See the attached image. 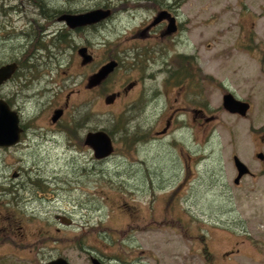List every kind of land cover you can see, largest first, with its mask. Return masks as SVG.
Returning <instances> with one entry per match:
<instances>
[{"label":"rangeland","instance_id":"rangeland-1","mask_svg":"<svg viewBox=\"0 0 264 264\" xmlns=\"http://www.w3.org/2000/svg\"><path fill=\"white\" fill-rule=\"evenodd\" d=\"M33 1L0 0V65L20 58L25 67L34 60L42 66L34 75L24 74L26 80L20 71L3 91L21 119L41 129L50 125L51 106L72 84L64 80L76 73L79 61L73 39L67 38L65 50L36 47L39 37L49 43L64 25L44 14L105 3L126 7L102 23L95 46L100 64L111 57L119 61L100 88L98 105L99 128L118 131L116 149L97 160L87 146L69 145L65 133L58 141L33 139L18 150L0 148V264H47L59 257L92 264L91 256L104 264H264V160L257 156L264 153V0H168L175 2L182 28L163 42L141 35L160 10L141 8L145 2L44 0L37 8ZM150 40L161 41L163 59L179 52L197 58L198 72L207 79L195 84L208 101L205 114L194 119L190 111H174L186 104V88L166 90L145 103L160 88L153 79L107 105V94L141 75L130 66L132 48L143 52ZM51 64L53 78L45 74ZM227 92L250 102L246 116L223 107ZM171 116L168 132L158 135ZM119 120L126 121L128 134L117 129ZM235 155L254 174L238 185ZM4 189L15 190L16 199Z\"/></svg>","mask_w":264,"mask_h":264},{"label":"flooded vegetation","instance_id":"flooded-vegetation-1","mask_svg":"<svg viewBox=\"0 0 264 264\" xmlns=\"http://www.w3.org/2000/svg\"><path fill=\"white\" fill-rule=\"evenodd\" d=\"M135 1L145 2L143 4H140L141 8L143 7L146 8L145 6H147V8L152 7V9L157 8V7L160 8V10L156 11V13L152 16L150 22H148L143 27L142 33H141L143 38L148 37L147 39H150L154 36H157V38H160V39L161 38L169 39L171 37H175L180 32L182 27L179 21V17L173 11L175 2H170V1L168 2V0H164L165 3L161 0H135ZM97 8L110 9L111 14L107 18L102 19L101 21H97L95 23H90V24H85V25L78 26V27H70L66 22L60 21L58 18L61 14L57 16L55 19L59 22L64 23V25L61 27L62 30L58 31L60 32L61 38L63 40L62 46H64V50L66 49V46H68L67 38H68V41H70V39H73V42L71 43L72 45L70 46H72V50L74 49L73 54L75 52V56L79 58V61H78V68H77L78 70L76 71V73L75 74L71 73L70 75H68L69 78L65 77L64 81L66 82H64V84L69 82L65 86L69 85L71 82L72 84L66 87L67 90L63 89L64 95H63L62 100L58 102V104H53L51 106L50 113L51 112L52 113H51V116L48 118V123H50V125H46L44 129H41L39 126L34 127L32 122H28L25 120L23 121L21 119L20 112L15 108V104L12 102L11 98L4 95L3 93L6 85L15 78V76L18 74L22 66V63L19 60L20 58L12 59L0 65L2 66L10 62H16L18 64V68L15 74L11 78L6 80L3 84L0 85V98L5 99L7 103L10 105V107L14 109L15 111H17L20 116L19 125L22 129L21 139L18 143L13 145V147L17 148V150L19 149L18 147L25 140L29 141V145L33 144L32 143L33 139L35 141L38 139H43L45 140V143H47L46 140L55 139V141H58L56 137L61 136L65 133L67 135V139H69L70 141L68 142L69 145H75L76 148L79 150L87 146L89 149L92 150L93 155H94L93 149L90 146L85 144L86 136L90 132H95V131L100 130L99 124H98V113H99L98 105H99V99H100L99 91H100V88L105 87V84L107 83V81L111 78L113 73L119 67V61L115 57H111L107 59L103 64H100L97 52L95 51V46L98 45V40L96 39V37L98 38L97 33L99 32V29L101 28L100 26L102 25V23L105 22L106 20H109L113 16L114 13L116 14L118 10L125 9L126 7L123 6L121 8L116 9V8H111V7L109 8V6L104 7L103 5L101 7L91 8V9H87L83 11H76V12L67 11V13L79 14V13H85L87 11L97 9ZM162 11H168L171 14V16L164 17L160 21L155 22L157 16ZM47 15H48V18L51 19L50 15L49 14ZM171 17H175V22H176L175 31L173 32H170L171 30H169ZM37 27H38L37 25H34L33 30L35 31ZM43 27H46V26H43ZM34 31H32V33H34ZM51 31L52 30H47V35L52 33ZM161 41L150 40L149 41L150 43L146 45L147 50L143 52L141 51L134 52V48H132L133 54L135 55V61L132 63L130 62V66L131 68H133V70H135L136 68H140L142 73L139 76V78L133 79L132 81L128 82V84L124 85L122 90H116V91H113L107 94V96H105L104 98L105 102L107 103L108 106H114L116 102L119 100V98H121L123 95L128 96L137 87L141 88L140 86L142 85V83L144 84L146 80L153 79V80L160 81V88H158V85L156 88H153L154 93L149 95V98H147L149 101L145 103H149L152 100L161 98L164 91L166 90L176 89L178 90V92H181L183 89L186 88L185 90V92L187 93L186 104L182 105L181 108L175 109L174 111L177 112V111H180L181 109L184 110V112L190 111L194 114V119L196 118L197 114L198 115L205 114V110L209 104H208V101L206 100V96L205 97L203 96L204 95L203 90L202 89L197 90V88H195V84H197V82L199 81L200 82L203 81V83L204 82L206 83L207 79L204 73L202 75L201 73L199 74L198 72L200 69L199 68L197 69V66L195 65L197 58H195L192 54L179 52L177 53V56L175 57H166L165 59H163L164 57L161 58V55H160L161 49L163 47L160 48L158 46V44L161 43ZM84 48H86L84 52L85 55L81 53L80 51L81 49H84ZM49 60H51L50 62H52V59L50 57H49ZM110 61L117 62V65L115 66L113 71H111L100 82L99 81L95 82L96 75H98L100 69ZM47 64H50V63H44L42 65H47ZM41 67L42 66H36L35 71L36 70L41 71ZM152 67H153V70H151L152 71L151 72L150 69ZM52 69H53V66L51 64L50 69H48L47 73H45L46 75H49L51 78L54 77L51 74ZM159 76H163V78L160 79L158 78ZM39 77H43L41 72L38 74L37 79ZM75 77H77L76 81H74ZM56 84L61 85L60 82L58 81H56ZM77 84L79 85V88H75V85ZM146 88L142 90L143 92L142 98L144 96V91L146 90ZM57 93L59 95L60 92L58 91ZM13 96L15 97L14 93H13ZM201 97L203 98V101L201 100ZM196 98H199L202 102L196 104L197 102ZM177 101H178V98H177ZM243 101H246V100H243ZM248 103L250 104V102ZM250 107H251V104H250ZM59 109L62 110V114L58 119L54 120L53 118L55 115V111ZM68 116L69 118L71 117V120L66 122L65 119L68 118ZM173 118L174 116H171L170 119L167 120L166 128H164L163 131H159L158 135L166 134L168 132V128L170 124L172 123ZM108 133L111 135L113 139L114 147L116 149L114 135L111 134L110 132ZM94 158L97 159L95 155H94ZM249 175L253 176L254 174L251 172V174ZM18 176L19 174L17 173L14 174L15 178ZM38 189H41L40 191L42 193H45L44 190H46V188L39 186ZM14 191H12V189H4L2 192L10 194V193H13ZM12 204L19 206L18 203L16 204L12 203ZM64 215L68 217V215L66 214ZM65 216L56 215V220H60L62 223H65L66 225H71V223L70 224L67 223V221L71 222V220L66 219ZM93 258H97L98 260L102 262L100 258L95 257V256L90 257L91 262Z\"/></svg>","mask_w":264,"mask_h":264},{"label":"water","instance_id":"water-1","mask_svg":"<svg viewBox=\"0 0 264 264\" xmlns=\"http://www.w3.org/2000/svg\"><path fill=\"white\" fill-rule=\"evenodd\" d=\"M111 14L110 9L97 8L85 13H65L59 16V20L66 22L70 27H78L85 24L95 23L107 18ZM171 14L168 11H162L156 18L155 22L160 21L164 17H169ZM170 32L175 31V17L170 19ZM85 50L81 49V53L85 55ZM87 57V56H86ZM117 65L116 61H110L105 64L96 75L95 82H100L104 79ZM18 64L16 62L6 63L0 66V85L12 77L16 72ZM223 107L231 113H237L246 116L250 108L247 101L238 99L232 92L223 95ZM62 114V110H56L54 120L58 119ZM20 116L17 111L12 109L7 101L0 98V147H10L18 143L21 139L22 129L20 127ZM85 144L90 146L97 159H105L112 155L115 150L111 135L103 129L95 132H90L86 136ZM260 159H264V153L260 152L257 155ZM234 163L237 170V177L234 180L235 184H239L241 179L251 174L249 166L241 160L237 155L234 156ZM65 219V218H64ZM70 224V221H67ZM92 264H103L97 258L92 259ZM47 264H70L67 259L59 257Z\"/></svg>","mask_w":264,"mask_h":264},{"label":"trees","instance_id":"trees-1","mask_svg":"<svg viewBox=\"0 0 264 264\" xmlns=\"http://www.w3.org/2000/svg\"><path fill=\"white\" fill-rule=\"evenodd\" d=\"M44 0H39V3H38V1H36V0H34L33 1V3H35V5H36V7L37 8H39V6L42 8V5H44ZM42 4V5H41ZM161 5V4H160ZM109 6V4H107V3H105L104 4V7H108ZM164 6V5H163ZM43 10H45V9H43ZM50 11V10H49ZM52 11H54V13L52 14L51 12ZM51 12H50V17H51V19H53V20H55L56 19V17H57V15H60L62 12H64V11H66V10H61V9H53ZM67 12V11H66ZM44 16H46V17H48V15L47 14H44ZM56 16V17H55ZM62 43H63V40H62V38H61V35L60 34H55L54 36H51L50 37V42L48 43V42H46V40L44 41L42 38H38V41H37V44H36V47H37V45H39L41 48H43V49H46V50H49L50 49V47H53V48H57V49H59V50H62ZM49 55V56H48ZM47 55V60L49 59V57L50 58H52V57H54L53 56V53L52 52H50L49 54ZM44 61V60H43ZM21 63H22V66H21V68H20V70H19V72L18 73H20V71H21V74L23 75V79H25L26 80V76L24 75V74H28V73H34V71H35V67L36 66H38V64L35 62V60L31 63V64H29V66H27L26 65V67L25 66H23V61H20ZM41 62V61H40ZM38 70H36L35 72H37ZM32 77V76H31ZM24 85H28V84H24ZM120 121V124H121V127L119 128L118 126H117V129L118 130H120L123 134H128L127 133V131H123V130H125V126H126V121H122V120H119ZM111 134H115V133H117L118 131L117 130H113V131H109ZM142 137V136H141ZM9 197H12L13 199H16V195L14 194V192L13 193H10V194H8V198ZM109 235H114V234H112V233H110V234H108V236ZM110 237V236H109ZM111 238V237H110ZM114 238V237H113Z\"/></svg>","mask_w":264,"mask_h":264},{"label":"bare ground","instance_id":"bare-ground-1","mask_svg":"<svg viewBox=\"0 0 264 264\" xmlns=\"http://www.w3.org/2000/svg\"><path fill=\"white\" fill-rule=\"evenodd\" d=\"M14 74H15V73H14ZM14 74H13V75H14ZM13 75H12V76H13ZM110 156H111V155H110ZM107 158H108V157H107ZM105 159H106V158H105ZM99 160H103V159H99Z\"/></svg>","mask_w":264,"mask_h":264}]
</instances>
